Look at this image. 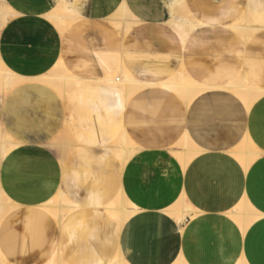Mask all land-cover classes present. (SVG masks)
<instances>
[{
    "label": "crops",
    "instance_id": "crops-1",
    "mask_svg": "<svg viewBox=\"0 0 264 264\" xmlns=\"http://www.w3.org/2000/svg\"><path fill=\"white\" fill-rule=\"evenodd\" d=\"M169 2L86 0L61 33L47 18L55 0H4L18 14L0 28V63L33 78L61 61L90 81L67 96L39 80L0 92V131L19 143L0 160V186L18 204L0 223L7 264H106L117 253L129 264H264V94L247 112L217 88L243 70L264 87V28L243 43L229 25L248 0H185L201 25L183 42L166 24ZM118 69L146 83L127 103L100 82ZM184 72L210 87L185 106L160 85ZM120 134L139 147L125 163L109 149ZM60 135L73 144L62 160L49 147ZM184 135L197 145L185 168L169 150ZM246 138L249 166L235 154ZM121 192L138 208L122 229L105 210ZM59 193L74 206L61 223L40 207ZM183 194L194 211L166 217ZM245 197L261 216L244 230L228 212Z\"/></svg>",
    "mask_w": 264,
    "mask_h": 264
},
{
    "label": "bare ground",
    "instance_id": "bare-ground-1",
    "mask_svg": "<svg viewBox=\"0 0 264 264\" xmlns=\"http://www.w3.org/2000/svg\"><path fill=\"white\" fill-rule=\"evenodd\" d=\"M80 3V0H55V6L50 12L47 13V18L51 19L62 33L69 27L72 21L83 16ZM185 3V0H170L168 6L170 17L166 22V24L175 30L183 42H185L187 37L201 25V23L188 11ZM251 6L252 0H248L246 10L243 14H241V17L229 25V28L232 29L234 35L241 38L243 43H246L258 29L260 30L264 28L260 24L259 26L255 25L258 21L256 20L255 15L251 12ZM181 10H183L185 14L180 13ZM7 19V15L0 11V28L5 25ZM114 25L124 34L129 32L132 26L131 24H127L125 27H122L120 23H115ZM117 73H119V75H116ZM242 73L229 84L224 86L222 85L217 88L226 89L236 94V99L233 103L235 106L233 108L235 109L238 108L237 106L239 105H244L245 109L247 108L246 111L248 112L256 100H258V98L264 94V87L250 81L248 74L245 73L244 70ZM27 80H39L48 83L54 86L55 89H57V91H59L63 96H67L77 87L90 82L80 77L71 75L61 61H59L48 74H43L33 78L18 74L3 63H0V92L2 94H6L13 87ZM100 82L109 85L112 90H114L115 94L119 96V98L125 103H127L129 97H132V95L134 96L136 92L141 91L146 86V83L135 79L133 75L124 69L122 71L121 69H118L115 73L100 80ZM152 84L155 85V83H151V85ZM157 85L158 83L156 86ZM160 85L165 89L175 91L178 94L177 102L175 104L184 106L185 104H190L196 97L210 89L209 86L197 82L185 72L180 73L178 76L173 77L172 79L160 83ZM211 88L213 89V87ZM224 102L225 101H222V103ZM65 139L66 136H64L63 139L59 141V143H53L52 146H55L61 150V148L67 145V143L68 145H73L68 142V139H66L67 141ZM18 144L19 143L12 137L0 131V160L5 158L12 149L18 146ZM138 148L139 147L136 145V143L132 141L131 138L129 139L126 134L121 135L109 147L112 152H118V158L123 163H125ZM196 148V143L189 137V135H184L180 138V140H178L176 144L170 147L169 150L172 152L174 151V154L181 162L183 168H185L195 155ZM255 150L256 148L254 144L246 138L244 143H242L238 150L235 151V154L245 166H249V164L252 163L257 157ZM184 197L185 196L183 194L176 204H173L163 210L166 217L175 218V220L182 221L185 216L194 211V208L191 206V204H189V202L187 203V201L184 200ZM71 204V201L65 195L59 193L49 201L41 204L40 207L48 211L56 219V221L61 223L67 213L73 210L70 207L73 206ZM17 205L18 204H15L0 186V223L2 219ZM137 209V206L131 200H129L124 192L119 193L117 197L112 200V202L105 206V210L117 220L120 229H122L124 223ZM256 212L257 211H255L247 197H245L232 211L230 210L228 214L239 223L242 229L245 230L255 218L261 216ZM54 257L51 258L47 264L64 263L61 255ZM0 264H7V260L1 252ZM106 264L129 263L121 253H117L110 257ZM173 264L187 263L185 262V259L180 256V258ZM237 264L248 263L243 259Z\"/></svg>",
    "mask_w": 264,
    "mask_h": 264
},
{
    "label": "rangeland",
    "instance_id": "rangeland-1",
    "mask_svg": "<svg viewBox=\"0 0 264 264\" xmlns=\"http://www.w3.org/2000/svg\"><path fill=\"white\" fill-rule=\"evenodd\" d=\"M86 0H81V7H83V3L85 2ZM9 10V8H8V6H6L5 4H4V0H0V11L2 12V13H7V11ZM15 12V14H12V15H7V18L8 17H13L14 15H16V14H18L16 11H14ZM251 12H252V14H254L255 15V17H256V20L258 21L257 22V24H255V25H258L259 26V24L260 25H262V26H264V0H252V6H251ZM180 13H183V14H185L184 13V11L183 10H181L180 11ZM74 21H72V23H73ZM71 24V23H70ZM171 27V26H170ZM259 30V29H258ZM257 30V31H258ZM256 31V32H257ZM116 75H119V73H117ZM54 87V86H53ZM232 94H234L232 91H230ZM61 95V94H60ZM234 95H236V94H234ZM130 98V97H129ZM121 135V134H120ZM63 137H64V135L62 136V135H60L58 138H56V139H54L50 144H49V147L54 151V152H56L57 154H58V156L60 157V159L62 160V159H64L66 156H67V154L70 152V150H71V148L69 147L70 145H68V143H67V145H65L63 148H61V150L60 149H58L57 147H55V146H52V144L53 143H59V141L60 140H62L63 139ZM119 137V136H118ZM117 137V138H118ZM116 138V139H117ZM115 139V140H116ZM66 140V139H65ZM114 142V141H113ZM112 142V143H113ZM112 143H111V145H112ZM110 145V146H111ZM175 149H178V148H175ZM66 151H68V152H66ZM174 152V151H173ZM117 157H118V152H113ZM237 158V157H236Z\"/></svg>",
    "mask_w": 264,
    "mask_h": 264
}]
</instances>
